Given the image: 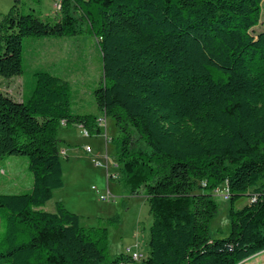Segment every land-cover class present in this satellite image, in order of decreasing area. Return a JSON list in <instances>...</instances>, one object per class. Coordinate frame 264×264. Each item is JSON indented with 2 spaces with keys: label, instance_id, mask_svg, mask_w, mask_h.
Instances as JSON below:
<instances>
[{
  "label": "trees",
  "instance_id": "obj_1",
  "mask_svg": "<svg viewBox=\"0 0 264 264\" xmlns=\"http://www.w3.org/2000/svg\"><path fill=\"white\" fill-rule=\"evenodd\" d=\"M262 0H60L40 18L13 4L0 19V76L23 72L26 37L95 36L102 77L98 112L114 120L115 161L152 218L139 261L108 253L107 226H82L56 202L63 186L58 128L101 132L98 116L74 113L70 84L32 71L21 100L0 91V159L25 156L32 186L0 193V264H242L264 251V30ZM224 182L230 232L212 238L214 190ZM109 217L105 223L115 222Z\"/></svg>",
  "mask_w": 264,
  "mask_h": 264
},
{
  "label": "rangeland",
  "instance_id": "obj_2",
  "mask_svg": "<svg viewBox=\"0 0 264 264\" xmlns=\"http://www.w3.org/2000/svg\"><path fill=\"white\" fill-rule=\"evenodd\" d=\"M15 3L21 6L23 13L31 12L40 18L48 16L53 19L60 10V6L57 9L54 7V0H0V19ZM262 30L264 0L261 4L260 21L254 27L253 33ZM23 44L27 46L23 67L26 71L41 66L54 72L52 53H57V48L58 53H67L65 57L68 58V66L79 71V76H82L79 79L76 77V81L70 78L69 84L73 92L71 110L73 112L80 107L97 113L94 112L93 89L102 77V61L95 36L82 33L62 37H26ZM32 44L39 46L37 49L40 58L30 50L28 45ZM77 56L80 58L76 59ZM22 77L23 74L11 78L0 76V91L8 90L14 96L19 95L20 80L17 78ZM24 78L29 81L27 75ZM28 86L29 83L26 88ZM82 129L75 124H61L58 128V153L61 156L63 186L54 191L53 197L46 203V208H53L55 202H61L67 210L80 216L82 226H107L108 253L111 257L119 253L129 255L132 252H141L145 258L149 253V226L152 222L145 197L142 192L131 194L120 175L117 179L107 176V173L119 172L112 166L118 135L114 120L106 116L105 133L102 129L99 134L84 135ZM31 186L32 176L27 169L25 156L9 155L0 159V193L27 192ZM213 193L218 210L210 221L209 234L212 238H220L230 232L231 208L242 207L247 203L248 197L243 195L233 202L230 201L225 195L224 182ZM100 194H110L111 197L101 200ZM3 213L0 208V235L4 230ZM109 217H115V222L105 223ZM242 264H264V251L253 255Z\"/></svg>",
  "mask_w": 264,
  "mask_h": 264
},
{
  "label": "crops",
  "instance_id": "obj_3",
  "mask_svg": "<svg viewBox=\"0 0 264 264\" xmlns=\"http://www.w3.org/2000/svg\"><path fill=\"white\" fill-rule=\"evenodd\" d=\"M28 46H30V50H32V53H33V55H37L38 54V58H40V53H38V49H37V47H39L38 45H28ZM53 46H55V45H53ZM26 45L25 44H23V58H22V61H23V67H24V64H25V60H24V55L26 54ZM54 49V48H53ZM54 51V50H53ZM59 52V49L57 48V53H52V58H53V60H52V63L53 64H55V66H54V72H52V71H50L48 68H45V67H41V66H39V67H34L33 69H31V70H29V71H26V70H24V68H23V72H22V74H23V77L22 78H17V79H19L20 81V94L19 95H17V96H14L13 94H11V93H9L8 92V90H6V91H1V92H3V93H6V94H8V95H10L13 99H15V100H21L22 99V97H23V90H24V88H25V85L27 84V83H31L32 82V78H30L31 77V74H32V71L33 70H35V69H37V68H44V69H46V70H48V71H50L51 73H53V74H55V75H57V76H60L61 78H63L64 80H66L68 83L70 82V78L72 77L73 79H75V81H76V77H78L77 79H79V78H82V76L80 77L79 75V71H77V70H74V69H72V68H70L68 65V62H67V59L68 58H66L65 57V55H67V53H63V54H61V53H58ZM37 53V54H36ZM80 58V56H77L76 57V59H79ZM25 74V75H24ZM28 76L29 77V81H26V79L24 78V76ZM18 77H19V75H17ZM97 111V113H92L93 112V110H92V112H88V111H85V110H83V109H81L80 107L79 108H76L73 112L74 113H81V114H86V113H90V114H94V115H97L98 117H103V123L102 124H100V129L102 130V129H104V133H105V128H106V116H104L103 114H101L100 112H98V110H97V108H96V105H95V109H94V112H96ZM65 125V124H64ZM76 125V124H75ZM76 126H78V127H81L80 125H76ZM82 128V127H81ZM82 133L84 134V132H83V129H82ZM101 133V132H100ZM56 190V189H55ZM55 190H53V193H54V191ZM53 193H52V197H53ZM48 202V201H47ZM46 202V203H47ZM46 203L41 207L42 209H44L45 211H48V212H55V210H56V207H55V205H54V207L53 208H46ZM55 204H56V202H55Z\"/></svg>",
  "mask_w": 264,
  "mask_h": 264
},
{
  "label": "built area",
  "instance_id": "obj_4",
  "mask_svg": "<svg viewBox=\"0 0 264 264\" xmlns=\"http://www.w3.org/2000/svg\"><path fill=\"white\" fill-rule=\"evenodd\" d=\"M59 6H60V0H54V7L57 9ZM102 123H103V117H98V124L100 125ZM61 124L64 125V121H61ZM83 132H84V135H88L86 130L83 129ZM86 151L88 152L89 148H87ZM112 166H113V168L118 169V170L120 168L119 163L116 161L113 162ZM119 175H120V172H118V173H116V172L107 173V176L110 179H117L119 177ZM91 188L95 189L94 186H92ZM215 190H214V192H215ZM224 191H225L226 198H229L228 191H227L225 185H224ZM110 197H111L110 194H100L99 195V199H101V200H106V199H109ZM129 256L131 257V259L133 261H136V262H139V261L144 259V256L141 252H137V253L132 252L129 254Z\"/></svg>",
  "mask_w": 264,
  "mask_h": 264
}]
</instances>
